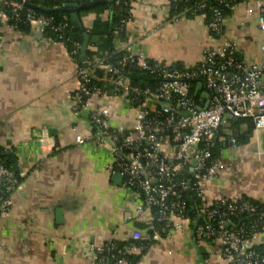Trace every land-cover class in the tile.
<instances>
[{"label":"crops","instance_id":"0c3cea01","mask_svg":"<svg viewBox=\"0 0 264 264\" xmlns=\"http://www.w3.org/2000/svg\"><path fill=\"white\" fill-rule=\"evenodd\" d=\"M130 5L133 23L127 37L148 60L192 68L213 44L203 16L173 20L168 0H131ZM82 11L77 14L87 30L111 17L107 9ZM247 11L240 6L227 15L224 38L235 41L240 58L251 64L263 57L259 43L264 37L253 11L249 29L240 26ZM37 29L38 25L28 31L11 29L0 14L1 157L13 169L15 153L19 169L31 172L22 181L23 190L11 195L9 215L0 220V264H102L92 246L127 242L142 224L125 222L137 215L139 200L115 182V173L107 168L113 162L109 149L75 143L79 133L90 129L85 118L70 110L79 65L63 45L42 40ZM102 39L91 37L90 43L99 46ZM107 87L108 98L95 97L92 106L108 102L112 126L119 132L132 130L135 111H128L113 95L112 86ZM239 128L244 139L236 148L228 135L213 144L219 179L206 190V200H252L264 208V130L254 129L248 121ZM59 208L63 223L57 222ZM191 234L175 233L172 240L151 247L137 264H228L217 244L196 241L201 261ZM255 245L264 250V233Z\"/></svg>","mask_w":264,"mask_h":264},{"label":"built area","instance_id":"2783aa9c","mask_svg":"<svg viewBox=\"0 0 264 264\" xmlns=\"http://www.w3.org/2000/svg\"><path fill=\"white\" fill-rule=\"evenodd\" d=\"M168 3L171 11L183 7L173 15V20L197 16L206 19L213 44L203 50L200 63L192 68H172L148 60L134 49L130 38L120 40L119 31L115 32L113 52L86 58L81 63L78 61L82 44L65 33L69 23L56 28L52 19L27 11L30 0H0V14L9 28L18 30L8 20L24 21L29 27L38 25L36 32L42 40L59 43L68 50L72 61L79 65L78 87L72 95L70 110L74 116L89 113L91 123L90 129L76 136L75 143L109 149L113 162L107 168L119 173L125 190L138 197L137 215L127 217L125 222L139 221L147 228L135 229L122 249L115 243L92 246L100 255L110 254L109 258L102 257V264H130L127 256H139L165 240H172L177 232L190 231H194L197 242L217 244L228 264H264V253L255 245L258 236L264 233V212L259 214L258 207L247 200L226 197L212 203L206 200V190L219 179V162L210 150L215 140L228 135L231 147L236 148L242 130L234 125L239 121H248L254 129L264 130V40L259 43L263 57L247 64L240 58L239 45L224 38L225 12L240 6L248 10L240 23L243 30L249 29L253 11L257 29L264 37V0H168ZM132 23L130 11L122 27L128 28ZM49 30L60 35L50 37ZM113 55L121 57L116 65L111 63ZM130 63L156 74L160 78L157 87L134 86L123 73ZM92 81L111 85L113 95L125 108L135 111L132 130L119 132L112 126V107L108 102L92 106L93 98L106 100L109 96L107 88L92 85ZM29 173L30 170L19 169L15 174L6 165L0 144V220L9 215L11 195L23 190L22 181ZM187 192L197 198L193 219L184 199ZM252 215H258V219L251 225H235L237 220Z\"/></svg>","mask_w":264,"mask_h":264},{"label":"trees","instance_id":"16d2710c","mask_svg":"<svg viewBox=\"0 0 264 264\" xmlns=\"http://www.w3.org/2000/svg\"><path fill=\"white\" fill-rule=\"evenodd\" d=\"M89 1H96V0H30V5L36 7L37 9H33L30 8L29 6L26 8L27 11H32L38 15H44L50 19H52L53 21V25L56 28H60V26L64 25L65 23H69L70 28H68L65 33H67L68 36L71 37V40L73 41H77L80 42L83 45L84 42V35L85 34H89L92 38L96 37V36H101L103 39L101 40V43L99 44H94L93 42L90 43V48H92V45H94L97 49L96 51H92L90 48L87 51V55L86 58H90L93 57L95 55H104L105 53H111L114 51V40H115V32L119 31V38L122 41H126L127 39V28H123V24L122 22L128 17L129 12H130V7H131V0H108L109 4H99L96 5L93 8L87 9V10H83L82 12H88V11H92L95 10L97 12H101L105 9L109 10L111 12V17L110 20L108 22H100L98 21L97 23H95V25L91 28L84 29H78L72 22L71 19V14L67 13L65 10H63L65 8V5L67 4H71V3H75V4H83L85 2H89ZM212 4L216 7H218L217 4H215L213 1H211ZM182 6L180 5L179 8L177 10H172L171 11V15H175L176 13H178L180 10H182ZM7 13L9 14V12L7 11ZM227 15L230 13V11H226L225 12ZM192 19V18H189ZM13 24L15 25L18 30L20 31H28L29 30V25L27 23H25L24 21L21 22H14L13 20L9 21L8 20V24ZM60 35V33L58 32H54L53 30H49L48 31V36L53 37V38H58V36ZM98 46V47H97ZM70 49V48H69ZM121 59L120 56L117 55H113V58H111V63L113 64H117L118 61ZM80 62V61H78ZM174 68H178V69H182V67H174ZM123 73L127 74L131 80L134 86L136 87H140L141 89H146V88H151V89H155L157 87V85L160 82V78L156 75V74H151L147 71H142L140 69H138L135 65L133 64H128L124 69H123ZM97 75L100 77L102 76V73H98ZM97 85L99 87H104L107 88V84L104 82H96V81H92V85ZM243 121H239L237 122L234 126L235 127H239L240 123ZM246 122V121H244ZM244 139V136L240 135L238 137V143L242 142ZM211 153L213 154V158L217 159V150L212 146L210 148ZM2 158V157H1ZM9 167V166H8ZM11 168V167H10ZM12 169V168H11ZM17 177V176H16ZM7 196H9L7 194ZM193 197V199L197 200V198L194 196L193 193H185L184 194V199L187 201L188 203V212H189V216L193 219L194 216V212H193V205L190 204L189 202V198ZM250 201L253 205H255L256 207H258V213L261 214L264 212V208L259 205L257 202H254L252 200H247ZM198 203V201H196ZM196 205V203L194 204V206ZM256 219H258V215H252V216H248L245 217L241 220H237L235 222V225L237 227H240L242 225H251L254 221H256ZM139 229L140 230H145L147 228V226L145 224H139ZM126 243L128 242H117L115 243L118 247V249H122L124 247V245H126ZM257 250L264 253V250H261L260 248L257 247ZM147 251L143 252L141 255L139 256H127L128 261L130 262V264H137L140 259L141 256L143 254H145ZM110 254L108 252H105L103 254L100 255V257H105V258H109Z\"/></svg>","mask_w":264,"mask_h":264},{"label":"water","instance_id":"95a60500","mask_svg":"<svg viewBox=\"0 0 264 264\" xmlns=\"http://www.w3.org/2000/svg\"><path fill=\"white\" fill-rule=\"evenodd\" d=\"M108 3H109L108 0H96V1H93V2L84 3V4H81V5H78V4L68 5L67 4V5H65V8L63 10H65L66 12L71 14V19H72L73 24L78 29L82 30V24H81V21H80V18L78 16L77 12L80 11V10H87V9L93 8V7H95L96 5H99V4H108ZM28 6L30 8L37 9L36 7H34V6L30 5V4ZM90 42H91V36L89 34H85L84 35V42H83L82 49H81V56H80V59H79V61L81 63H83L85 61V59H86V55H87V51H88ZM198 88L200 89L201 87L198 86ZM80 116H82L83 118H85L87 120L86 127L90 128L91 127V123H90V120H89V113L83 112V113H81ZM12 157H14V163H15V165L13 167V171H14L15 174H17L18 171H19V165H18L19 162H18V160L16 158L15 153H12ZM114 180H115V182L118 185L123 183V178H122V176L119 173H116L114 175ZM189 202H190L191 205H193L192 209H193L194 214H196L195 206H194V199L192 197H190L189 198ZM56 218H57V222L58 223H63V211H62L61 208L57 209ZM191 235L194 237L193 238L194 247L196 249L197 255H198L199 259L202 261L203 257H202L201 251H200V249H199V247L197 245L194 231L192 232Z\"/></svg>","mask_w":264,"mask_h":264}]
</instances>
